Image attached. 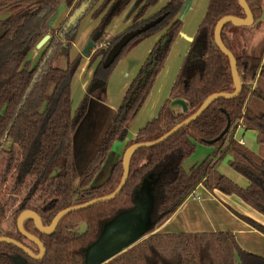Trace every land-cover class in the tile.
I'll return each instance as SVG.
<instances>
[{
	"label": "trees",
	"instance_id": "trees-1",
	"mask_svg": "<svg viewBox=\"0 0 264 264\" xmlns=\"http://www.w3.org/2000/svg\"><path fill=\"white\" fill-rule=\"evenodd\" d=\"M65 1L0 0V15L8 13L7 17H0V237L7 236L25 245V237L18 231L16 223L23 210L34 211L43 226H48L53 216L62 209L105 197L118 187L123 174L121 159L114 165L104 185L89 195L85 194L88 185L101 171L113 145L127 136L133 114L150 93L182 27L178 15L183 0H169L148 18H144L147 11L160 0H133L138 7L128 29L162 14H166V17L129 42L109 68H103L101 60L121 34L108 42L105 48L94 47L88 60L89 67L95 65L90 84L78 108L73 110L71 80L83 53L73 59L68 54L80 21L88 14L92 19H99L90 36L92 46L105 34L111 20L132 0H80L66 19L52 28L50 19ZM218 1H210L208 13L191 40L170 93L169 98L185 102L186 110L175 112L167 102L161 111L165 118H161L157 127L140 131L136 139L127 142L125 148L138 142L154 141L164 135L189 118L209 94L234 91L231 65L228 57L214 43V27L225 15L236 19H245L246 15L237 0H223L219 9ZM245 2L256 23L262 15L261 0ZM86 3L88 6L83 15L75 22L68 23L71 13ZM228 28L241 27L225 23L220 33L221 42L237 62L241 79L238 97L215 100L200 117L170 138L152 147L138 148L128 161V179L115 198L87 209L71 211L60 219L50 234L40 233L32 219L25 218L24 229L41 240L45 257L35 261L21 249L1 243L0 264H86V251L106 226L123 212L137 207L138 195L145 180H150L151 185L148 224L144 230L148 236L103 264H264V256L242 250L229 230L153 232L199 184L210 191L235 195L264 216V157L234 138L238 127L254 130L257 143L264 145V65H260L258 57L246 51L235 52L225 35ZM163 30L129 85L103 139L79 172L73 145L89 99H104L103 94L115 63L130 46ZM45 36L49 38L40 47L39 58L31 62L29 55ZM211 43L216 46L214 54ZM62 47L67 51L64 68L54 66ZM192 51L199 53V56L191 58ZM253 82L256 83L255 87L252 86ZM136 84L138 87L129 100ZM186 88L191 91L186 92ZM228 121L230 125L223 137L209 143V140L224 132ZM197 143L212 144L215 151L187 170L183 162L194 153ZM222 162L243 176L248 182L247 186L240 187L222 174L219 171ZM76 181L78 183L75 184ZM233 213L264 234V224ZM83 223L87 225V231L79 233ZM28 247L37 254L38 249Z\"/></svg>",
	"mask_w": 264,
	"mask_h": 264
},
{
	"label": "crops",
	"instance_id": "crops-1",
	"mask_svg": "<svg viewBox=\"0 0 264 264\" xmlns=\"http://www.w3.org/2000/svg\"><path fill=\"white\" fill-rule=\"evenodd\" d=\"M210 1L211 0H183V6H182L180 13L178 15V17L182 21L181 31L179 32L178 36L176 37L175 41L173 42L172 48L170 50V54L165 61V66L159 72V74L156 76V78L154 80L155 81L154 85H153L150 93L147 95L146 101L143 103V105L141 106V108L137 112L136 118H134L132 123L129 125L128 130H127V136L125 138L128 139V137L134 136L135 132H138L139 130L143 129L144 126H146L147 124L154 123L156 120H158V118H156V117L159 116V112H160L161 108L163 107L165 102L170 101L169 97H170L171 90L175 84L176 75L178 74V72L180 70V67L182 65V61L184 60V58L186 57V55L189 51V48H190L189 45L191 43V40H192L194 34L196 33V31L198 29V26L204 21V18L206 17V15L208 13L207 9L209 7ZM164 4L165 3H162V1H160L157 5L150 8L147 11V14L145 15L144 18H146V17L148 18V17L152 16V14H154L156 11H158ZM156 6H158V7L156 9H154V7H156ZM69 9L70 8L68 7V5L66 3V5L64 7H62L61 9L58 10L59 12L57 11L58 12L57 14H61L60 20H59L60 22H62L63 20L66 19L68 12H69ZM125 9L119 15H117V17H114L111 20V22L108 24V26L106 27V30H108V32H109V35L121 34L124 31H126V29H128L129 26L131 25L132 17L130 16L127 18L126 13H125ZM262 9H263L262 15H261L260 19L257 21V22H260L261 25L263 24L262 22H264V13H263L264 12V6H262ZM51 19H50V22H51ZM98 22H99V19H92L90 15H86L83 17V19L80 21V23L78 25V29H77L78 33H77V35L73 41V44L70 48L71 51L68 54L70 59H72L71 56H74V55L76 56L77 54L81 53V51H82V53H84L83 54L84 58H88L91 55V53L94 52L95 48L94 47L90 48V46L85 47L86 44H84V42L89 37L90 33L96 27ZM257 22H256V24H259ZM50 26H51V24H50ZM51 27L55 28L57 26H51ZM240 27H244V26H240ZM258 27L259 28H257L255 30L254 27L251 29L249 26H247V28L249 30L251 29V34L245 43L248 44V45H246V49L247 48L249 49L248 52L250 53L252 50V54L250 53V55L254 56V57H258L261 61L260 63L264 64V29L261 26H258ZM81 35H82V37H81ZM150 38L151 37L144 39V40H141L139 42H136L134 45H132V48H130V50L127 51L123 55V57L126 54L129 57H133L135 62L133 63L134 65L132 66V68L130 70H128L127 72L123 71L122 69L119 71L118 78H117L116 82L113 80V75L115 73V69L118 66L117 63L123 57H121L118 60V62L115 64L116 66L114 67L113 71L111 72V75H110L109 80H108L109 92H108L107 98H105L104 101L103 100L98 101V100L92 99V101L89 102V109L87 110L86 114L84 115L83 120L85 119V116L90 111V105H101V108L99 109V110H101L100 117L102 116L103 112H105V117H106L105 122L103 124L104 126L99 125L97 128L92 129V132L90 133L91 138L88 142L86 150L91 155H92L93 151L96 149V147L98 146V143H100V141L102 140L104 132L107 129L108 124L112 120L113 114L116 112V110H117L116 108H117L118 104H120L121 97H122L123 93L126 91L125 89H127V86H128L127 80L135 74L136 70L142 65V62L145 60V58H147L154 41L149 42L141 50H138L137 46L139 47L143 43L150 41L149 40ZM255 45H256V48L261 46V49H259V50L257 49L256 51H254L253 48L255 47ZM38 48H40V47H38ZM36 51H38V49ZM62 52H63V49L58 54V56ZM35 58H33L34 61H35ZM57 58L58 57H56V59ZM87 63H88V61L86 59H84V62L82 60L79 64V65H81L80 67H82L81 72L84 70L87 71V75L84 78L83 82H81V80L79 79V75L77 78L78 79L77 83L80 84L79 88L81 90V96H82L83 92L85 91L86 85L88 84L87 82L90 80L91 74H92L91 67H89V65H87ZM155 87H157V90H160L158 92L157 96H155ZM72 106H74L73 100H72ZM151 109H155L154 114L150 113ZM237 129H242V128L238 127V128H236V130ZM84 130H85V128H84ZM83 133H84V131H83ZM241 137L243 138V136H241ZM243 141H244L243 144L246 146V142H245L244 138H243ZM82 142L83 141L81 140V137H80V145L82 144ZM118 145H119V143H115V146L112 147V149L110 150L111 152L109 153L107 159L105 160V162L101 168V171L94 177V179L91 181V183L95 182V180H97V178L104 173V170L107 167V164L109 162L114 163L116 161V156L118 153V151H117ZM200 145L201 144L197 143L194 153L192 155H190V157L187 158L183 162V167H185V165L187 167V168L185 167V169H189L192 166L197 165L203 159H205L208 154H210L209 151L207 152L205 149L200 147ZM262 146H264V145H262ZM198 147L201 150L197 154V157L194 159L196 161V164L192 165V163L189 161L192 160V158H194L192 156H194L196 151L199 150ZM120 148H121V146H119V149ZM206 153H207V155H206ZM259 153H260V150L258 151V155H260ZM200 155H203V156H201L202 160H199ZM204 155H206V156L204 157ZM90 156L87 158V161L89 160ZM87 161H86V163H87ZM85 164L83 166H85ZM225 164H227V163L222 162L219 164V171L222 174L228 175L234 181H237V178H235V175H238V174L228 164L227 165L231 169L228 166H226ZM237 183H239V182H237ZM239 184H241V183H239ZM196 187L198 188V192H199L200 188H204V186L202 184H199ZM195 189L191 192V194L188 197H186L183 200V202L174 210V212L171 213V215L167 218V220H165L164 222H162V224L158 225L155 228L154 233H157V232L175 233V232H192V231L193 232L225 231V230H216V229L220 228L219 227L220 224H218L216 226L210 225V223H208V221L206 219V216L208 215L210 210H214L215 212L223 214V210H224L223 205L224 204L229 205V204H227L228 202H233V203L235 202L236 206H238L241 209H244L246 212H248L250 214L249 216L251 218L254 217L259 222L262 221L264 223V217L257 216L259 214H256L257 212H255V210H253L251 207L250 208L252 209V212H250L249 208L247 206L241 205L240 202L242 200H240L237 196L236 197L238 199H234L232 197L230 198V196L223 198L224 196L220 191L213 190L211 192L210 190H208V192H206V190H205L206 188H205V189H203L204 190V193H203L204 199L200 200V199H198L199 194L197 195L195 193ZM215 193H218V194H215ZM242 202H244V201H242ZM232 211H234V210H232ZM231 216L232 215H225L224 214V217L229 218L234 223V229L227 226L229 228L227 230H231L234 233L239 247L242 250L250 251V252H252L258 256H261V257L264 256V234L260 233L259 231H257L256 229H254L253 227L248 225L247 223H245L246 225H245L243 230L238 229L239 225L235 221V219H234L235 217H233V216L231 217ZM204 221H206V222H204ZM239 232H242L241 234L247 235V237L240 238L237 234Z\"/></svg>",
	"mask_w": 264,
	"mask_h": 264
},
{
	"label": "water",
	"instance_id": "water-1",
	"mask_svg": "<svg viewBox=\"0 0 264 264\" xmlns=\"http://www.w3.org/2000/svg\"><path fill=\"white\" fill-rule=\"evenodd\" d=\"M241 10L245 12V19H236L229 15H225L219 19L215 24L214 30V43L218 47V49L228 57V60L231 65V78L233 79L234 91L232 93L227 92H214L206 96L207 98L203 101L200 107L192 113L189 118L181 121L180 123L176 124L172 127L169 131H167L164 135L160 136L159 138L155 139L154 141L150 142H138L127 146L123 151L122 158H121V165L123 168V174L118 187L115 189L114 192L111 194L105 195V197H100L96 199H89L87 202L82 204H77L70 206L68 208L62 209L58 213L53 216L51 223L48 226H43L42 222L39 220V216L32 210H23L20 212L17 218V228L18 231L25 237L26 240L33 243L37 248V254H34L31 249L22 242H18L7 236L0 237V244L1 243H8L19 250L21 249L28 257L37 261L43 259L45 256V248L43 243L40 239L36 238L35 236L28 233L23 227V220L25 218H31L34 222L36 230H38L42 234H50L56 225L60 222L65 215L71 213V211H78L82 209H87L90 206H93L98 203L105 202L107 200H111L115 198L124 187L128 176H129V168H128V161L131 155L136 152V150L140 147H152L155 144H158L166 139L170 138L173 134H175L181 128L189 125V123L196 120L198 117L202 115V113L206 110V108L215 100L217 99H233L238 97L241 91V79H239L238 75V68L237 62L235 60L234 55L232 52L221 42L220 33H221V26L225 23H230L235 27L238 26H250L253 24L254 19L251 10H249L245 0H237ZM88 3L83 4L79 8L75 9L68 18V23L75 22L79 19L83 13L85 12ZM166 14L159 15L154 17L132 29H128L124 33H122L118 39L110 46V49L104 55L103 59L101 60L100 65L103 68H109L121 54L125 46L135 39L136 36L140 35L141 33L147 32L151 30L156 24L160 23ZM49 36H45L38 44L37 47H40L45 41H47ZM89 41L86 46H90ZM138 84L132 90L131 94L129 95L128 99L131 100L133 93L135 92ZM176 102L181 106L183 111L186 110V105L183 100H176ZM230 122L228 121L224 132L213 140H209V143H213L220 138L223 137L224 133L227 132L229 128ZM140 195L138 199L137 207L133 210L123 212L121 215L114 218L107 226L103 233L95 240L86 251V264H103L106 263L109 259L115 257L117 254L122 252L124 249L134 245L138 242L141 238V235L148 224L147 219V210L149 206L148 199L140 200ZM142 204V207L139 205ZM87 230V225L85 223L81 224L80 229L78 230L79 233H83Z\"/></svg>",
	"mask_w": 264,
	"mask_h": 264
},
{
	"label": "rangeland",
	"instance_id": "rangeland-1",
	"mask_svg": "<svg viewBox=\"0 0 264 264\" xmlns=\"http://www.w3.org/2000/svg\"><path fill=\"white\" fill-rule=\"evenodd\" d=\"M80 0H66L65 1V3H63L62 4V6L59 8V9H61L62 7H64L65 5H66V3H67V5H68V7L70 8L69 9V11H71V9L73 8V6L76 4V3H78ZM160 1H162V3H167L169 0H160ZM159 1V2H160ZM223 0H219L218 1V3H217V6H218V9L220 8V4H221V2H222ZM158 2V3H159ZM261 2H262V6H264V0H261ZM157 3V4H158ZM156 4V5H157ZM137 4H136V2L135 1H131L130 2V4L126 7V9H125V13H126V16H127V18L128 17H132V21H133V17H134V12H135V10L137 9ZM158 6H156V7H154V9H156ZM59 12V11H58ZM58 12H56L55 14H53V17H51L52 19H51V22H50V24H51V26H58L61 22L59 21L60 20V15L61 14H57ZM69 13V12H68ZM151 13V12H150ZM264 13V12H263ZM7 15H8V13L7 14H1L0 15V17L1 18H5V17H7ZM88 15H90V14H88ZM151 17V16H150ZM260 19V18H259ZM258 19V20H259ZM257 20V21H258ZM256 21V22H257ZM60 22V23H59ZM63 22V21H62ZM257 23H259V24H256V23H254L253 22V24H251V26H249L251 29L254 27V29L256 30L257 28H259L258 26H261L263 29H264V22H262L263 24L261 25V23L260 22H257ZM98 24V23H97ZM84 25V24H83ZM131 25H132V23H131ZM130 25V26H131ZM97 26V25H96ZM129 26V27H130ZM114 29V28H113ZM251 29L249 30L247 27L246 28H244V27H241V28H238V29H236V28H228L227 30H225V35H226V37H227V40H228V42L234 47V50H235V52L236 53H240V52H242V51H246L248 54H252V50H251V52L249 53L248 52V48L246 49V45H248V44H246L245 42H246V40L248 39V37L250 36V34H251ZM105 34L103 35V36H101V38L100 39H98V40H96V43L94 44V45H90V48L91 47H96L97 46V48L99 47L100 49L101 48H105V46L107 45V43L108 42H110L114 37H116V36H118V35H109V32H108V30H106L105 29ZM164 32V30L163 31H161V32H158V33H156V34H153V36H151V38L149 39L150 41H148V42H145V43H143L142 45H140L139 47L137 46V49L138 50H141L142 48H144V46H146L149 42H152V41H156L160 36H161V34ZM91 34H92V32L90 33V35H89V37L86 39V41L84 42V44H87L89 41H90V36H91ZM81 37H82V35H81ZM258 41V40H257ZM256 41V42H257ZM153 42V43H154ZM256 44V43H255ZM211 45V52L214 54L215 53V51H216V46L214 45V43H211L210 44ZM42 46V45H41ZM40 46V47H41ZM190 46V45H189ZM84 47V46H83ZM42 48V47H41ZM130 48H132V46H130L129 47V49L127 50V51H129L130 50ZM38 49V51H36ZM62 49H63V52L58 56V58L54 61V66H57V67H60V68H64V64H65V62H66V59H67V51H65V48L64 47H62ZM254 49V51H256L257 49L259 50V49H261V46H259L258 48H256V45H255V47L253 48ZM151 50V49H150ZM71 51V50H70ZM69 51V52H70ZM81 53H82V51H81ZM81 53H79V54H81ZM40 54H41V49L40 48H38L37 46H36V48L34 49V51H32V53L29 55V58H30V60H31V62H35V61H37V59L39 58V56H40ZM84 54V53H83ZM82 54V55H83ZM78 55V54H77ZM76 55V56H77ZM127 55V54H126ZM124 56L123 57V55L121 56V57H123L122 59H118L119 60V62L117 63V68L115 69V73H114V75H113V80L116 82V80H117V78H118V74H119V71L122 69L123 71H125V72H127L128 70H130L131 68H132V66L134 65L133 63L135 62V60H134V58L133 57H129L128 55L127 56ZM190 56H191V58H194V56H196V57H198L199 56V53H197V54H195V53H193V51H192V54H190ZM36 57V58H35ZM75 57V55L74 56H71V58L73 59ZM33 58H35V61H34V59ZM84 59H86L87 61L89 60V57L88 58H84L83 56H82V60H83V62H84ZM146 59V58H145ZM81 60V61H82ZM145 61V60H144ZM143 61V62H144ZM259 61H260V59H259ZM97 62V61H96ZM142 62V63H143ZM261 62V61H260ZM115 63V64H116ZM87 65H88V63H87ZM143 65V64H142ZM141 65V66H142ZM260 65H264V64H260ZM81 65H79V67H78V69L76 70V72H75V74L73 75V77H72V80H71V99L73 100V104H74V106H73V110L74 109H77L78 108V105H79V103L82 101L81 99L83 98V96H84V94H85V91L83 92V94H82V96H81V90H80V84H78L77 82H78V75H79V79L81 80V82H83V80H84V78L86 77V75H87V71L86 70H84V71H82L81 72V68L82 67H80ZM116 66V65H115ZM114 66V67H115ZM140 66V67H141ZM94 67H95V65H93V66H91V70H92V74H93V69H94ZM140 67L136 70V72H135V74L131 77V78H129L128 80H127V82H128V86H127V89H128V87H129V85L132 83V80L136 77V74L138 73V71H139V69H140ZM87 69V68H86ZM114 69V68H113ZM88 70V69H87ZM113 71V70H112ZM80 73V74H79ZM92 74H91V77H92ZM212 75V74H211ZM210 75V76H211ZM75 77V78H74ZM74 78V79H73ZM74 80V81H73ZM90 80H91V78H90ZM90 80L87 82L88 84L86 85V88H87V86L90 84L89 82H90ZM109 80V79H108ZM108 82V81H107ZM109 83V82H108ZM255 82H253V84H252V86L253 87H255ZM86 88H85V90H86ZM127 89H125L126 91H127ZM198 88H196L195 90H197ZM172 90H173V88H172ZM73 91V92H72ZM126 91L123 93V95H122V97H121V101H120V104L122 103V101H123V97H124V95H125V93H126ZM160 90H157V87H155V96H157L158 95V92H159ZM185 91L186 92H190L191 91V89L190 88H186L185 89ZM108 92H109V85L106 87V89H105V93L103 94L104 95V99L105 98H107V96H108ZM172 92V91H171ZM104 99H103V101H104ZM170 99V101L168 102L169 104H168V107H170V109L172 110V108L174 109V111L176 112V111H179L181 108V106L176 102V100L174 101V99H172V98H169ZM90 101H92V98L91 99H89ZM95 100H97V99H95ZM99 101V100H98ZM146 101V98H145V100H144V102ZM168 101V100H167ZM143 102V103H144ZM143 103L140 105V107L137 109V111L133 114V117H132V119L130 120V122H129V125L132 123V121L134 120V118H136V116H137V112L139 111V109L141 108V106L143 105ZM78 104V105H77ZM120 104H118V106H117V108L116 109H118V107L120 106ZM167 104V102H165V104L163 105V107L161 108V110H160V112H159V116H157L156 118H158V120H156L154 123H150V124H147L146 126H144V128L143 129H141V130H139L138 132H135V134H134V136H130V137H128V139L127 138H125V139H123V141H121V142H117V143H119V145H118V149H117V151H118V153H117V156H116V161L114 162V163H111V162H109L108 164H107V167L105 168V170H104V173L102 174V175H100L98 178H97V180H95V182H93V183H91V184H89L88 185V187H87V189L85 190V194L86 195H89V194H91L92 192H94V191H96V190H98L102 185H104V183L110 178V176H111V174H112V172H113V170H114V165H117L119 162H120V159H121V157H122V154H123V150L125 149V146H126V144H127V142L128 141H131V140H134V139H136V137L138 136V133L140 132V131H142V130H146V131H150V129H155V127H157V125H158V123L160 122V120H161V118L162 119H164L165 118V115H163V114H161V111L163 110V108H164V106ZM101 108V105H90V111L88 112V114L85 116V119L84 120H82V122L80 123V125L78 126V129H77V131H76V136H75V140H74V145H73V152L75 153V158H76V167H77V169L79 170V172H81L82 170H83V165L86 163V161H87V158L91 155L84 147H85V144H87L88 145V142H89V140H90V138H91V132H92V129H95V128H97L99 125H102V126H104L103 124H104V122H105V119H106V117H105V112H103L102 113V116L100 117V114H101V110H99ZM88 109H89V106H88ZM87 109V110H88ZM117 111V110H116ZM87 112V111H86ZM154 112H155V109H151L150 110V113L151 114H154ZM116 113V112H115ZM114 113V114H115ZM86 114V113H85ZM113 114V115H114ZM82 124V125H81ZM109 125V124H108ZM129 125H128V127H129ZM108 127V126H107ZM84 128H85V130H84ZM79 130V131H78ZM83 131H84V133H83ZM83 133V134H82ZM104 136V135H103ZM241 136H243V138H244V140H245V142H246V147L247 148H250L253 152H255L257 155H258V151L260 150V155L262 156V157H264V146H262L260 143L258 144L257 143V141H256V137H257V133H256V131H254V130H243V129H237L236 130V132H235V134H234V138H235V140H238V139H240L241 138ZM80 137H81V140L83 141L82 142V144L80 145ZM103 139V138H102ZM101 142V141H100ZM100 143H98V145H99ZM202 145V146H201ZM200 145V147H202L203 149H205L207 152L209 151L210 153H212V152H214L215 151V148H214V146L211 144V145H209V144H207V145H204V144H201ZM115 146V144L113 145V147ZM119 146H121V148L119 149ZM98 147V146H97ZM96 147V148H97ZM198 151H196V153H195V155L194 156H192V157H194V158H192V160H190L189 162H191L192 163V165H194V164H196V161L194 160L196 157H197V154L200 152V148L198 147ZM96 150V149H95ZM94 150V151H95ZM94 151H93V153H92V155L94 154ZM91 155V156H92ZM192 155V154H191ZM206 155H207V153H206ZM206 155H204V157L206 156ZM91 156H90V158H91ZM201 156H203V155H200V157H199V160H202L201 159ZM86 165V164H85ZM188 165V164H187ZM226 166H228L227 164H225ZM83 166V167H82ZM185 167H186V165H185ZM193 167V166H192ZM229 167V166H228ZM187 168V167H186ZM230 168V167H229ZM190 169V168H189ZM189 169H187V170H189ZM231 169V168H230ZM228 170V169H227ZM225 175V174H224ZM239 175V174H238ZM238 175H235V178H237V181H234L231 177H229L228 175H226L229 179H231L234 183H236L237 185H239L240 187H245V186H247V181H246V179L243 177V176H241L240 177V175L238 176ZM237 182H239V183H241V184H239V183H237ZM76 183H78L77 181L75 182V184ZM142 185H143V187H142V189H141V192H140V200H142L143 201V199H149V197H150V193H151V185H150V180H145L143 183H142ZM203 189H205V187L204 188H200L199 189V192H198V188L196 187V189H195V193L198 195L199 194V198L198 199H200V200H202V199H204V190ZM206 190V192H208V190L207 189H205ZM143 192V193H142ZM198 192V193H197ZM212 192V191H211ZM215 194H218V193H215ZM138 195V196H139ZM223 198H226L227 196H230V198L232 197V198H234V199H238L236 196H232V195H227V194H223ZM234 201V200H233ZM241 203V205H243V206H247L248 208H249V211L250 212H252V209L246 204V203H244V202H240ZM227 204H229V205H223L224 207V210H223V214H220V213H218V212H215L214 210H210L209 211V213H208V215L206 216V219H207V221H208V223H210V225H213V226H216V225H218V224H220V228H218V229H216V230H227V229H229L227 226H229V227H231V228H233L234 229V223L229 219V218H227V217H224V214L225 215H232L233 217H235L234 219H235V221L238 223V229H241V230H243L244 229V227H245V223H247L248 225H250L244 218L242 219V218H240V217H238L237 215H235L234 213H233V211L232 210H234L236 213H238L240 216H245V217H250L249 215V213L248 212H246L244 209H241L240 207H238V206H236V204H235V202L233 203V202H228ZM140 207H142V204H140L139 205ZM242 206V207H243ZM232 208V209H231ZM256 212V211H255ZM256 214H259V213H256ZM231 216V217H232ZM257 216H261V217H264V216H262V214L260 215H257ZM254 218V217H253ZM255 219V218H254ZM255 221H257V222H259L257 219H255ZM204 222H206V221H204ZM260 224L262 223V224H264L262 221L261 222H259ZM206 224V223H205ZM251 226V225H250ZM87 231V230H86ZM229 231H231V230H229ZM85 232V231H84ZM153 232H154V230H153ZM232 232V231H231ZM233 233V232H232ZM242 232H239V233H237L238 234V236L240 237V238H244V237H247V235H245V234H241ZM234 234V233H233ZM147 236H148V233L147 232H143L142 233V235H141V238H140V240H143V239H145V238H147ZM23 240H24V242L28 245V246H30L33 250H37L38 248L33 244V243H31L30 241H28V240H26V239H24L23 238ZM140 240L138 241V242H140ZM138 242H136V243H138Z\"/></svg>",
	"mask_w": 264,
	"mask_h": 264
},
{
	"label": "built area",
	"instance_id": "built-area-1",
	"mask_svg": "<svg viewBox=\"0 0 264 264\" xmlns=\"http://www.w3.org/2000/svg\"><path fill=\"white\" fill-rule=\"evenodd\" d=\"M238 142L241 144H243L244 143V141H243V138L241 137L240 139H238Z\"/></svg>",
	"mask_w": 264,
	"mask_h": 264
},
{
	"label": "bare ground",
	"instance_id": "bare-ground-1",
	"mask_svg": "<svg viewBox=\"0 0 264 264\" xmlns=\"http://www.w3.org/2000/svg\"><path fill=\"white\" fill-rule=\"evenodd\" d=\"M86 147H87V144H85V147L84 148L86 149Z\"/></svg>",
	"mask_w": 264,
	"mask_h": 264
},
{
	"label": "flooded vegetation",
	"instance_id": "flooded-vegetation-1",
	"mask_svg": "<svg viewBox=\"0 0 264 264\" xmlns=\"http://www.w3.org/2000/svg\"><path fill=\"white\" fill-rule=\"evenodd\" d=\"M55 28H56V27H55ZM126 31H127V29H126ZM124 32H125V31H124ZM124 32H123V33H124ZM121 34H122V33H121ZM96 47H97V46H96Z\"/></svg>",
	"mask_w": 264,
	"mask_h": 264
}]
</instances>
